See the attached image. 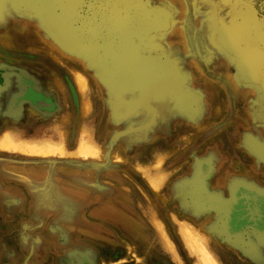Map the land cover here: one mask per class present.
Returning a JSON list of instances; mask_svg holds the SVG:
<instances>
[{"label":"rangeland","instance_id":"374dc122","mask_svg":"<svg viewBox=\"0 0 264 264\" xmlns=\"http://www.w3.org/2000/svg\"><path fill=\"white\" fill-rule=\"evenodd\" d=\"M0 264H264L263 0H0Z\"/></svg>","mask_w":264,"mask_h":264},{"label":"bare ground","instance_id":"6f19581e","mask_svg":"<svg viewBox=\"0 0 264 264\" xmlns=\"http://www.w3.org/2000/svg\"><path fill=\"white\" fill-rule=\"evenodd\" d=\"M263 3H264V0H263ZM128 23V22H127ZM250 25V24H249ZM118 26H119V24H118ZM247 26V25H246ZM120 28V27H119ZM248 26H247V31H248ZM250 29V28H249ZM247 31H246V33H247ZM244 32H245V26L244 27H238V28H236V29H234V30H231L230 31V37H231V43H232V45L234 46V47H236V48H239V46H240V48H241V50H242V52L243 53H245L246 55V57L248 58V51L244 48V47H242V39H243V35H244ZM249 32V31H248ZM120 33V37L122 36V32H119ZM228 34V35H229ZM251 34V33H250ZM246 36V35H245ZM248 38V37H247ZM239 48V49H240ZM248 60H249V58H248ZM251 61V62H250ZM249 62H250V64L251 65H255L256 64V59L255 58H253L252 56H250V60H249ZM151 81V80H150ZM39 178V177H38ZM37 178V179H38ZM32 179V178H31ZM40 179V178H39ZM36 180V179H35ZM34 180V181H35ZM31 183V182H30ZM34 184V183H33ZM32 184V185H33ZM39 190V189H38Z\"/></svg>","mask_w":264,"mask_h":264}]
</instances>
